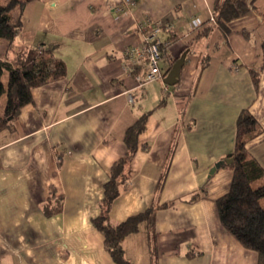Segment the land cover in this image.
I'll return each instance as SVG.
<instances>
[{
    "label": "crops",
    "instance_id": "0c3cea01",
    "mask_svg": "<svg viewBox=\"0 0 264 264\" xmlns=\"http://www.w3.org/2000/svg\"><path fill=\"white\" fill-rule=\"evenodd\" d=\"M123 1L24 7L11 47L43 46L66 62L67 75L34 87L14 129L0 131V264H118L93 219L112 165L127 150L126 130L145 112L133 173L111 216L173 203L125 237L126 256L135 264H258L257 251L219 217L217 199L229 191L233 170L212 168L234 150L245 107L263 126L249 147L264 168V0H245L251 9L229 32L214 18L216 0ZM155 24L167 45L163 76L139 86L126 49ZM11 47L0 40V56L15 57ZM185 50L180 79L169 85L164 78ZM51 188L62 209L47 214Z\"/></svg>",
    "mask_w": 264,
    "mask_h": 264
},
{
    "label": "trees",
    "instance_id": "16d2710c",
    "mask_svg": "<svg viewBox=\"0 0 264 264\" xmlns=\"http://www.w3.org/2000/svg\"><path fill=\"white\" fill-rule=\"evenodd\" d=\"M31 0H0V40L12 42L23 26V10ZM251 4L245 0H216L214 18L225 31H231L230 22L250 11ZM246 34L247 31L243 30ZM172 38H175L173 35ZM12 50L15 49L11 47ZM162 56L166 55L167 45L161 47ZM264 60V37L262 38ZM15 57L8 59L0 56V97L6 93L5 108L0 112V131L14 129L15 120L23 106L33 101L32 89L64 78L67 75L66 62L51 54L43 46L15 49ZM178 58V57H177ZM176 58V59H177ZM175 62V61H174ZM206 65V64H205ZM8 71V81L3 74ZM255 82L258 77L254 71ZM164 101V100H163ZM161 101V102H163ZM149 112L141 114L125 133L127 150L111 168L109 179L104 184V194L99 202L100 213L93 219L94 225L104 235V245L113 260L118 264H135L125 254L123 240L139 229L142 221L153 224L156 209L167 206V202L150 206L145 211L132 214L124 220H115L111 209L115 199L124 191L132 176V160L139 149V135L144 131ZM263 132V126L248 107L241 110L236 121L235 148L224 158L220 167L233 170V179L228 192L217 199L219 217L223 226L244 246L258 253V264H264V168L251 154L249 143ZM233 157V161H223ZM254 182H259L255 185ZM197 192L193 194L195 198ZM62 209V197L51 188L44 204L47 214Z\"/></svg>",
    "mask_w": 264,
    "mask_h": 264
},
{
    "label": "built area",
    "instance_id": "2783aa9c",
    "mask_svg": "<svg viewBox=\"0 0 264 264\" xmlns=\"http://www.w3.org/2000/svg\"><path fill=\"white\" fill-rule=\"evenodd\" d=\"M130 0H124L123 3L128 4ZM119 9L123 7L119 5ZM162 26L155 24L150 26L145 34L144 41L137 46H131L126 49V54L130 58L131 70L135 72V78L139 86L145 83L161 78L163 73L161 71L160 61L162 58L161 47L165 44L164 39L160 36ZM138 68L141 70L138 71ZM234 69L238 70L239 65L235 64ZM128 99L130 102L134 101V95L129 93Z\"/></svg>",
    "mask_w": 264,
    "mask_h": 264
},
{
    "label": "water",
    "instance_id": "95a60500",
    "mask_svg": "<svg viewBox=\"0 0 264 264\" xmlns=\"http://www.w3.org/2000/svg\"><path fill=\"white\" fill-rule=\"evenodd\" d=\"M188 54V50L183 51V53L175 60L173 63L172 67L168 71L167 75L164 78V81L169 84L173 85L176 84L181 76V71L183 68V65L185 63L186 57ZM226 162H231L233 161V157H228L225 160ZM222 162H216L215 166L212 168V171L214 172L217 168L220 167Z\"/></svg>",
    "mask_w": 264,
    "mask_h": 264
},
{
    "label": "rangeland",
    "instance_id": "374dc122",
    "mask_svg": "<svg viewBox=\"0 0 264 264\" xmlns=\"http://www.w3.org/2000/svg\"><path fill=\"white\" fill-rule=\"evenodd\" d=\"M3 81L5 83H7L8 81V71L6 70L3 74ZM5 102H6V93L3 94L1 97H0V112H2L5 108ZM255 185H258L259 182H254Z\"/></svg>",
    "mask_w": 264,
    "mask_h": 264
}]
</instances>
